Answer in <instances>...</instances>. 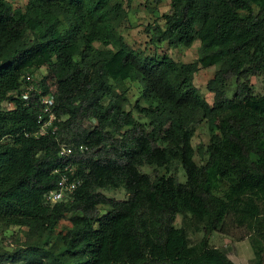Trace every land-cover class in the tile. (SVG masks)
<instances>
[{
	"label": "trees",
	"instance_id": "16d2710c",
	"mask_svg": "<svg viewBox=\"0 0 264 264\" xmlns=\"http://www.w3.org/2000/svg\"><path fill=\"white\" fill-rule=\"evenodd\" d=\"M168 1L164 24L144 32L173 49L198 41L193 62L130 47L122 0H27L24 10L0 0V226L31 237L0 248V264H234L208 245L232 218L249 232L248 264H264V91L251 83L264 84V0ZM211 66L209 104L193 76ZM42 67L40 81L27 78ZM126 81L141 86L137 117L126 109ZM46 95L57 130L36 136ZM204 121L210 139L197 164L191 140ZM67 164L80 185L70 201L47 203L61 177L54 170ZM118 190L125 199L103 192ZM61 220L71 224L65 258L52 263L46 244ZM190 231L202 233L199 244Z\"/></svg>",
	"mask_w": 264,
	"mask_h": 264
},
{
	"label": "rangeland",
	"instance_id": "374dc122",
	"mask_svg": "<svg viewBox=\"0 0 264 264\" xmlns=\"http://www.w3.org/2000/svg\"><path fill=\"white\" fill-rule=\"evenodd\" d=\"M11 3L14 9L24 10L27 0H7ZM124 7L127 11V19L122 24L120 28V33L124 38V41L133 49L138 50L144 55H154V54H167L175 61H180L183 63H190L198 58L199 42L195 41L193 45L189 48L179 47L176 49L170 48L167 43L152 45L149 42L148 35L144 32L147 25L153 22L159 23L161 26L164 24L163 15L167 14L169 11V1L165 0L158 5H156L153 0H131L127 3V0H122ZM97 47H101L100 44H95ZM111 49V48H108ZM217 66H211L208 68L199 67V70L193 76V83L198 88L200 94L205 98V100L212 104L213 94L208 92L206 89L207 82L213 78ZM46 74V69L44 67L34 70L29 73L30 80L33 82L40 81L43 75ZM251 83L253 84L256 93H262L264 91V84L260 79L256 77L251 78ZM127 88L126 98L128 100V105L126 109L128 111H133L134 115L137 117L135 110L133 109L135 103L140 98L141 86L137 82H125ZM231 93H229V96ZM142 104V102H140ZM6 105V104H5ZM5 105L3 108H5ZM6 110V109H5ZM217 121L211 123L212 127H215ZM210 139L209 135V124L204 121L201 123L191 140V144L195 150L194 161L197 164H203L205 162V156L198 153L199 148H204ZM161 170L160 174L168 175L171 171ZM145 172H151V169L147 167L142 168ZM177 174L179 176V181L184 182L186 177L184 175L183 168L177 169ZM108 197H115L117 199H125L126 193L124 190L118 191H103ZM103 212V208H102ZM182 224V217L178 216L175 221V226L180 227ZM71 228V224L67 220H61L56 228L53 237L50 239L46 247L50 250V258L52 263L60 258H65L64 256V244L62 241V236L65 232ZM27 228L21 227H5L0 226V248L12 252L16 249L23 247L25 242H30L31 237L25 235ZM203 235L202 233L193 234L189 232V241L191 245H197L200 243ZM249 232L243 227L237 225L235 220L228 219L225 223L223 231H218L213 233L208 238V245L210 249H218L226 254V256L234 264H248L253 258V251L249 242Z\"/></svg>",
	"mask_w": 264,
	"mask_h": 264
},
{
	"label": "built area",
	"instance_id": "2783aa9c",
	"mask_svg": "<svg viewBox=\"0 0 264 264\" xmlns=\"http://www.w3.org/2000/svg\"><path fill=\"white\" fill-rule=\"evenodd\" d=\"M30 79L29 77H27ZM32 89V86H26L23 88L21 96L26 98ZM40 104L42 105L41 113L37 117V123L39 125L36 132V136L47 134L48 129L51 130V134L56 133L57 126L54 125L56 116L53 112L54 99L51 96H43L40 98ZM11 106H13L10 103ZM47 114V119L44 116ZM59 121V120H58ZM83 147L80 146L79 150ZM72 153V149L61 144L60 155L69 156ZM54 173H61V177L58 180L55 189L49 191L45 196V201L50 204L58 202H66L71 200V195L74 190L80 185V180L74 177L76 175V167L72 164H67L62 169H55Z\"/></svg>",
	"mask_w": 264,
	"mask_h": 264
}]
</instances>
